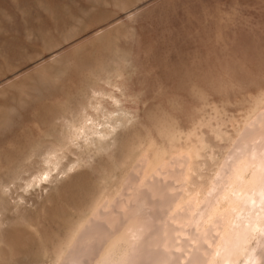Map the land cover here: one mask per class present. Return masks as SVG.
Returning <instances> with one entry per match:
<instances>
[{
	"label": "rangeland",
	"instance_id": "374dc122",
	"mask_svg": "<svg viewBox=\"0 0 264 264\" xmlns=\"http://www.w3.org/2000/svg\"><path fill=\"white\" fill-rule=\"evenodd\" d=\"M263 111L264 0H0V264H63L135 167L198 213Z\"/></svg>",
	"mask_w": 264,
	"mask_h": 264
},
{
	"label": "bare ground",
	"instance_id": "6f19581e",
	"mask_svg": "<svg viewBox=\"0 0 264 264\" xmlns=\"http://www.w3.org/2000/svg\"><path fill=\"white\" fill-rule=\"evenodd\" d=\"M85 129L86 139L109 134L93 125ZM220 169L198 213L186 210L164 223L184 163L173 160L147 178L135 167L111 207L75 238L63 264H264V111ZM225 199L230 211L213 216Z\"/></svg>",
	"mask_w": 264,
	"mask_h": 264
}]
</instances>
